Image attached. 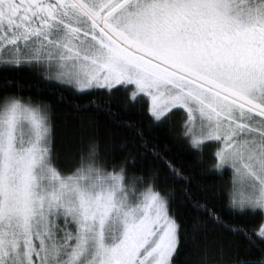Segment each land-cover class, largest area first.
<instances>
[{
  "label": "snow or ice",
  "instance_id": "1",
  "mask_svg": "<svg viewBox=\"0 0 264 264\" xmlns=\"http://www.w3.org/2000/svg\"><path fill=\"white\" fill-rule=\"evenodd\" d=\"M25 71L31 82L18 77ZM121 90L125 108L147 98L150 128L182 111L169 133L201 160L216 145L212 168L232 170L222 185L229 213L264 219V0H0V264H264V223L232 225L201 204L143 129L133 144L142 152L119 165L101 154L88 114L115 120ZM41 92L67 106L61 125ZM89 95L103 103L76 102ZM58 133L77 145L67 171ZM146 153L148 174H129ZM177 199L198 213L187 226ZM216 227L243 245L210 242ZM188 246L195 260L181 259Z\"/></svg>",
  "mask_w": 264,
  "mask_h": 264
},
{
  "label": "trees",
  "instance_id": "2",
  "mask_svg": "<svg viewBox=\"0 0 264 264\" xmlns=\"http://www.w3.org/2000/svg\"><path fill=\"white\" fill-rule=\"evenodd\" d=\"M24 82H31L34 76L31 71H25L17 74ZM132 89H128L130 93ZM59 94V93H57ZM24 96L32 95L37 96V92L33 89L31 92L25 91ZM65 96L68 93H64ZM41 99L49 100L56 106V123L61 125L64 120V113L68 111L66 105L57 104L56 96H49L47 93H39ZM96 99L98 103H103L104 97L102 95H89L84 96L77 100V103L87 104L90 100ZM127 103V93L123 90L114 92L111 106L112 111L116 113L115 120L112 117L100 113H89L90 119L97 122V132L100 144V152L102 155L108 154L112 162L117 165L128 155L129 150L142 152L143 149H133V144H139V139L136 135L137 129H143L144 137L149 142V147L155 145L157 150L167 148V158L175 163L177 167H182L185 174L191 177V190L194 193V198L199 200L201 204H206L209 208H213L216 213L221 215L226 221L232 225H242L246 228H257L264 222L259 215L250 216H232L226 208L225 190L222 188L223 183L227 182L229 187L232 183V170L225 168L222 170H216L212 168L215 164L214 149H211L208 144L205 145L203 158L201 160L195 150L187 148L186 145L178 143L174 140L169 133L168 125H172L174 128L179 129L182 123V119L185 114L182 111H174L164 126L149 127L148 126V114L147 107L149 101L147 98H141L138 106H129L127 108L124 105ZM131 124V127L128 126ZM55 139V150L60 157L58 166L60 169L67 171L71 165L67 157L69 152H76L77 145L69 146L65 139L58 133ZM89 140L85 137L82 145L83 151L87 152ZM122 143L127 144V148L120 149ZM106 150H109L106 152ZM78 160V157H77ZM154 166L151 153H146L143 157L137 154L136 163L128 165V172L147 175L149 170ZM211 169L209 172L204 170ZM111 170V168L109 169ZM161 181H163V174H161ZM207 197V198H206ZM178 217L182 223L187 226L191 224L192 219L196 213L192 206L187 202H183L177 199L173 205ZM197 240L203 244L200 240V236H197ZM209 241L215 244H223L227 246L231 242L239 243L241 246L244 241L238 237L233 236L227 230L222 227H216L210 234ZM227 250V249H226ZM186 254L193 256L194 260L197 256L196 251L191 247H185L181 253V259Z\"/></svg>",
  "mask_w": 264,
  "mask_h": 264
},
{
  "label": "rangeland",
  "instance_id": "3",
  "mask_svg": "<svg viewBox=\"0 0 264 264\" xmlns=\"http://www.w3.org/2000/svg\"><path fill=\"white\" fill-rule=\"evenodd\" d=\"M208 146L211 148V149H214V150H216V145L215 144H213V143H208ZM225 169V168H224ZM220 170H222V169H220ZM264 223V222H263Z\"/></svg>",
  "mask_w": 264,
  "mask_h": 264
},
{
  "label": "flooded vegetation",
  "instance_id": "4",
  "mask_svg": "<svg viewBox=\"0 0 264 264\" xmlns=\"http://www.w3.org/2000/svg\"><path fill=\"white\" fill-rule=\"evenodd\" d=\"M150 103V102H149Z\"/></svg>",
  "mask_w": 264,
  "mask_h": 264
}]
</instances>
